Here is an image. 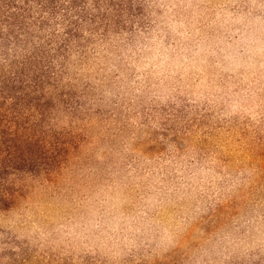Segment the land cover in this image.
Returning a JSON list of instances; mask_svg holds the SVG:
<instances>
[{"label":"rangeland","instance_id":"obj_1","mask_svg":"<svg viewBox=\"0 0 264 264\" xmlns=\"http://www.w3.org/2000/svg\"><path fill=\"white\" fill-rule=\"evenodd\" d=\"M94 2L90 4L85 0L87 14L97 17L93 22L82 20L83 25L68 48L57 49L59 43L55 41L43 63H37L39 59L31 60L32 64L25 70H21L20 61L27 59L30 42L16 40L19 25L2 22L0 4V160L11 161L22 168L38 164L41 170L33 178L55 185L64 169L76 163L86 137L68 133L42 144L35 133L38 118L42 119L54 107V101L67 106L80 103L75 99L77 92L68 87L70 82L64 77L72 63L79 64L85 75L89 74L90 58L85 53L90 46L139 30L145 38L133 48V54L139 55L129 65L130 74L141 79L146 73L182 75L200 90L223 87L231 100L233 128L238 135L233 133L230 158L244 162L241 165L246 169L244 179L226 194H217L222 198L206 203L192 221L190 232L201 230L211 235L223 231V253L219 258L224 264H264V240L261 239L264 134L259 131L264 119L259 107L264 97L261 0L239 7L226 0H213L215 7H209L206 0H157L162 5L159 7L145 3L133 5L130 0H109V10L104 12L93 10ZM34 11L31 8L25 13L27 21ZM56 28L61 31L62 25L58 23ZM62 38L59 37V42ZM110 75L118 76L119 72ZM83 111L87 114L86 109ZM121 113L117 118L136 119L131 111L121 109ZM94 116L97 121H106L113 118V113L98 107ZM156 148L149 145L142 150L147 158L160 160ZM98 155L103 157L104 152L99 151ZM27 156L35 159L28 160ZM94 162L100 176L106 177L108 161ZM163 162L160 160L161 164ZM3 170L6 172L8 168ZM16 191L7 189L8 195ZM19 195L23 197L25 192L20 191ZM85 195L105 204L109 214L76 227L109 237L111 248L105 245L41 248L27 239L14 238L7 242L12 247L5 246L0 251V261L3 264H179L188 258L182 242L167 251L153 253L154 245L145 238L147 233L141 235L144 210L130 202L112 182L102 180L98 188ZM3 205L7 207L9 201L3 200ZM225 226H230V230H225ZM161 227H164L163 220Z\"/></svg>","mask_w":264,"mask_h":264},{"label":"clouds","instance_id":"obj_2","mask_svg":"<svg viewBox=\"0 0 264 264\" xmlns=\"http://www.w3.org/2000/svg\"><path fill=\"white\" fill-rule=\"evenodd\" d=\"M95 2L99 11L109 10V0ZM130 2L162 6L157 0ZM206 2L209 7L216 6L213 0ZM226 2L239 7L254 0ZM260 14L264 16V0ZM144 38L137 30L90 46L85 53L90 58L87 75L77 63L68 66L64 79L77 92L75 99L80 103L67 106L54 101V107L38 118L35 126L42 144L68 133L86 137L76 163L64 169L55 185L33 178L41 170L38 164L22 168L0 160V251L5 246L12 247L7 242L14 238L27 239L41 248H111L109 237L76 227L109 214L105 204L85 195L103 180L112 182L130 202L144 210L141 235L147 233L145 238L154 245L153 253L182 242L188 258L179 264H224L219 258L223 253V231L211 235L201 230L190 232V225L206 203L222 198L217 194H226L244 179V162L230 158L233 133L238 135L233 128L231 100L223 87L200 90L182 75L146 73L141 79L130 74L129 65L139 55L133 54V48ZM210 67L214 72L215 65ZM116 71L118 76L110 75ZM98 107L110 109L113 118L97 121L94 111ZM259 107L264 117V97ZM121 109L135 113L136 119L117 118L122 115ZM259 131L264 134V119ZM105 140L107 143H102ZM149 145L157 146L155 150L163 164L146 157L142 149ZM99 151L104 152L103 157ZM95 160L108 161L106 177L98 173ZM4 167L8 168L6 172ZM8 188L17 191L8 195ZM20 191L25 192L23 197ZM3 200L9 201L7 207ZM261 229L264 240V221Z\"/></svg>","mask_w":264,"mask_h":264},{"label":"trees","instance_id":"obj_3","mask_svg":"<svg viewBox=\"0 0 264 264\" xmlns=\"http://www.w3.org/2000/svg\"><path fill=\"white\" fill-rule=\"evenodd\" d=\"M0 4L3 12L2 22L6 25L14 23L19 25V35L16 36V40L30 42L26 49L29 52L27 59L20 61L21 70L30 66L31 60L39 59L37 63H43L55 41L59 43L57 49L68 48L69 43L77 36L80 26L83 25L82 20L93 22L97 17L91 13L87 14L88 6L85 0H0ZM31 8L35 11L27 21L25 13L30 12ZM93 10H99L96 2ZM101 16L104 17V14ZM58 23L62 25L61 31L56 28ZM29 27H32V30ZM47 28L49 30H46ZM59 37H63L60 42Z\"/></svg>","mask_w":264,"mask_h":264}]
</instances>
